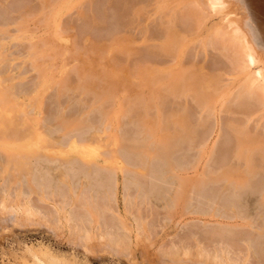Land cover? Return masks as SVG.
<instances>
[{"label":"rangeland","instance_id":"1","mask_svg":"<svg viewBox=\"0 0 264 264\" xmlns=\"http://www.w3.org/2000/svg\"><path fill=\"white\" fill-rule=\"evenodd\" d=\"M54 1H56V2L52 3L50 7H47L46 9H44L42 13H40V14L33 13V15L29 14L30 16L26 15L27 17L22 18L18 23H16L15 25H12V27L14 26L13 28L16 27L15 30L13 28H12L13 29L12 30L11 27H8L11 29V32L7 31V29L4 31L5 32L7 31L6 34L7 35L9 34L8 35L9 37L7 38L6 37L7 35L5 34V38L3 37L0 41L2 43V49H0V55H1L0 56L1 57L0 58V65H3L6 62L11 64L12 73L15 74V76H17L19 78V80L23 79V81H21V84L20 83L18 84L19 86H22L21 89L25 88V87L28 88L30 91L35 89L33 91L32 95H30V97H32V99L35 98L34 100L37 99V101H39L41 99L45 100V98H46L45 94H47V92L49 93V94H47L48 95L47 96L48 99L46 98L47 101L46 102L44 101L45 107L42 105V108L44 107L43 109L45 112L42 109L43 112L41 115H43V117L46 116V119L50 120L52 124L58 123L57 122L58 114H60L63 110L65 111L64 107H66L68 101L70 103H72V106H71L70 111H67V115H70L71 112H72V114H78L77 112L82 109V105L84 106V104L82 102H79L78 98H77V97H81L79 90L75 91V92L78 91L77 93L79 95L76 93V95H78V96H75V94H74L75 92L74 93L69 92L68 94H66L64 96L65 98H61V101L64 99L63 102H65L62 106H60L57 103L58 102V91L60 89L59 86L62 85L64 79H66L68 77V81H70V82L74 81L75 82L76 76L74 75V72H75L74 70L77 69V64L82 65V63H81L82 60L89 61L88 59H91L90 57L93 56V58H97L98 55L100 54V57H98L96 59V63L98 64L97 66L98 67H103V65L107 66V62H106L107 58L111 59L112 57L116 56L117 54L114 55L115 52L117 51V50H115V48L116 49L119 48L116 44L110 43L111 42L110 39L113 36H116L118 34H121L120 36H122L123 34L125 35L126 33H128V34H131L133 36L134 40L132 41V43H131L132 46L130 45L131 48L129 49L128 52H133V50L136 49L135 46H137V44H139L138 45V47H139L140 45H142L144 43L148 44V43H151L154 41V40H150L148 38L143 37L145 35H144V33L141 34L142 31L139 29L138 22L137 23L133 22L131 24V26L128 25V28L130 26V28L128 30L124 29L121 32L118 31V32L114 33L113 35H110L109 39H106L103 36L100 37L101 40L100 39H96V40L93 39L96 42L104 41V43H105L108 40H109V42H107L108 43L107 46H106V44L103 47L101 46L102 49L99 47L100 49L92 48V51H90V49L88 51L87 48H89L90 44H91L89 41L91 34L84 33L83 34L84 36L81 37V39H80L81 43L78 44L79 40L76 42V40L72 39V42H71V40L67 36V34L71 33V30L66 31L67 33L63 32V33H60L58 35L59 28L57 27L59 22H62L63 20H65L66 17L64 19H63V17L68 12H70L69 10H71V9H72V11L75 10V8H72L73 6L76 7V10H77L79 5L81 3H83L82 1H86V0H82V1H80V0H54ZM174 1L176 2V0H160V1H158L159 2L158 4L163 9L164 8L168 9V8L172 7L171 10L173 11L178 7V4H180V5L183 4L185 0L184 1L180 0V2H178L179 1L178 0L177 3H175ZM247 1L248 0H226L225 5H226V7L229 8L228 9L229 12L226 11V9H225V10H223L224 12L218 11L215 13H211L207 17L206 21H204L205 24H202L199 28H197V30H195V32L192 35H189L188 37H186V39L188 40L187 41L188 45H192L193 43H197V41H198V46L201 47V48L196 47L195 51L199 55L198 54L196 55L195 60H193V58L189 54V50L187 48L180 50L177 53V55L173 56V57H171L170 55L168 56L167 54H164L161 50L158 49L157 53L161 51V54H159L158 56H156V55H154L152 57L150 56L153 59H148L150 57H148L146 60H143L142 58H139V59L133 58V60L131 61V64H130V68H132L134 70V72H132L133 74L131 73L129 75L130 80L128 79L127 81H125L126 84L124 83V80H122L123 83H120L119 81H117L119 83H115V84H117V85H115V87L113 86V87L109 88L110 90L106 89L107 91L103 94V98L109 97V96L111 98V100H110V98H107V99H109L108 100L109 106L107 109V111L109 113L108 114L109 115L108 121L110 120L108 131L110 133H112V131H113V133H118V134H120L121 132H122V134L125 133L126 138H124L125 137V135H124L123 142H124V139H125V141L130 140V141L136 142V144L138 146H141V148L138 147L136 149L135 153L132 155V158H129L126 156L127 158H125V163H124L123 168L121 166L122 161L120 159H119L120 161L118 160L117 154L116 155L114 154V156H112L113 158L111 156L109 157L110 163H112L113 165L115 164L114 167H112V168H114L115 179H117V183L115 182V187H114L115 191L113 189V191L111 192V203H112L113 211L115 212L116 216L120 219L121 223H124V226L127 229L124 236H121V238L124 240V246L123 247H125V248L121 249V247L113 246V243H112L113 240L111 241V238L109 236L104 238L105 237L104 232H102L103 229L101 228V225L98 226L99 224H96L98 222L95 220V218L92 219V221L89 224V227H86L87 229L89 228L88 230L90 231V232H88V236H87L88 238L86 237V239H85L84 235H82V234H84V232H81V230L80 231L79 230H77V231L72 230V228H73L72 225H74V223H73V221L71 222V219L67 218V216H65V213H63V212H59L57 214L60 217V218H57L59 221L56 218H54L55 216H52V218L55 220V222H53V223L50 221L47 222L48 218L50 217L49 215L56 213L55 212V203L59 202L60 200L59 199L57 200V198L55 196L54 197L49 196L50 198H53V199H46L45 204H40L38 202V200L36 199V196L38 195V193H36L37 191L32 190L30 192V189H29L30 187L28 186V183H27L28 179L26 177V174H24V173L17 174L16 171L11 170L12 173L10 172L9 180L11 181L12 178L17 174V177L13 178L14 183H15V178L16 179L18 178L16 181H18L20 179V180H22L21 184L22 183H24V184H22L20 186V182H17L16 184L11 182L12 185L9 188L10 184L8 185V182H6L7 180L4 179V175L0 174V184L2 183L0 185V190H2L3 188H7V191L0 194V201L2 200L0 202V204H3V205H5V207H7L10 204L8 202V199L10 200L12 198L11 196L8 195L9 193H7V192H9L8 189L15 190L17 187L15 194H13V199L15 200L14 205L18 204L20 206L22 205L21 207H23L24 204L26 205V203H28V201H27L28 196L33 194L31 199H30V200H32L31 203L32 204L34 203L33 208H35V209L38 208V210L39 209L42 210L41 213H44V214L46 213V216L44 218H42L41 213L38 215L36 212L37 215L34 214L35 216L31 215L29 217V219H25L26 218L25 213H23L21 210H19V212H20L19 213L17 210L18 208L21 209V207H18L16 209V207L13 206L16 211L13 209L12 213H8V212H6V210L4 211L3 208H5V207L3 205H1L2 207L0 206V264H181L180 261H183L186 258H181V256L171 258L170 252L173 250V248H174L173 246H176V245L181 246V244H182L181 240L182 239H184V238L189 239V237L192 234H194V235L197 234L198 231L200 232V230L204 229L205 227L207 230L205 229L203 231H206L207 235L205 233H203L201 235H203L207 238V241L205 240L206 243H205V241H204V243L206 244V249H207V251L209 250L208 252L210 254L218 253L220 248H221L226 255H228L230 252V255H228V256H230L232 258L235 257V260L238 264H243V263L244 264H249V263L250 264H264V250H263V248H264V218H263V216H264V204L261 203V200H260L261 199L260 198L261 192L259 191V187H257L258 185H260L262 183L261 177L257 178L255 176L256 177L255 178L254 176H252V177L250 176L251 178L255 179V183L257 184V185L255 184V186L258 190L254 187L255 190L252 189V190H247V191L243 192L242 194L239 193V197L235 200L234 204L232 203L233 201H232L230 194H225L224 197H222L220 199H213V200L209 199L208 201L205 200L206 198L201 199L200 202L202 203V206H201L202 211L207 210L209 212H212V210L217 209L219 212H221L223 214L224 217H216V216H210V215L203 214V213L199 214V213L191 212L192 211V209H191L192 205L195 204V200H193V199H195V198L198 199V197H196L197 195L193 192L192 182L194 183L195 181H198L201 178H203L204 167L208 166L211 170H212V168L214 170L217 167L216 157H215V159L214 158L212 159L213 164H211L212 160L209 161L210 158L208 157L209 156L208 151L210 150L212 145L214 143H216V145H219V147L224 145V146H222L223 148H225V146L229 147L230 145L232 148H234L236 145L235 141L232 138L230 139V138H227L226 136L224 137V135H225L224 131H222V129H220L222 124H220L221 122L219 120L220 119L226 120V117L228 115L226 113H223V114L222 113L219 114V113H220V110L223 108L222 104L225 103L227 98L234 92L233 90L234 89L236 90V88L239 85V82H242L241 81L242 80L241 75H236V73H232V74L229 73V74L224 75L223 78H221L222 79L221 84L223 83L224 86L221 85L222 88H220L218 94H216L217 98L215 96L210 102V104L211 103L214 104L213 105L214 112H215V119L213 121L214 122V129H213V132H211V135L206 139V143L204 144V146L201 147L202 148V151H201L202 157H200V159H199L200 161L198 160L199 162L197 161L198 163L196 164L197 166L195 165V169L191 168V169H187L184 171L183 170H181V171L180 170H176V171L174 170V171H170V172L168 171L167 172V169L165 168L164 163H166V158L168 156L163 155L164 154L163 151H164L165 147H166V150L167 149L172 150L176 146L177 152L175 153L176 155H173L172 158H174V159H172V160L177 161L176 162L177 165H179V164L181 165L184 163H186V165H187L188 162H190L191 160H194L192 158H194L195 155L193 154L192 150L190 149L191 148V141L187 140V138H185L183 136V133L181 132L182 126H176L174 124V122L172 124V121H169L168 119L171 118V120H172L173 118H172V116L170 117V115L179 114V112L182 113V112L188 111V113L192 114L193 110L197 111L198 108H197L196 104L192 100H190V93H189L190 90L187 89V90L183 91L180 96L178 95L179 98L178 97L177 98H172V97L170 98L167 96V93L165 91H163V89L168 84L171 83V80H172L171 77L176 75L177 72L180 69H183L185 66H186L185 68H190L188 66H190L192 63L198 65L200 63L202 64V62H203V65L210 68V66L212 65L211 54L214 53V51L211 48H209L205 43L206 39H207L206 37H208L207 36L208 32L212 28L216 27L217 25L219 26L220 23H222V22L225 23L224 22V21H226L225 19H227V17L229 16V19L230 18H232V19L230 21L228 19L227 22H232L233 19L237 20V22H238L237 24L243 25L242 28H243V30L246 31L247 37L251 36L255 40V42H258V43H261L264 45V19H263L264 18V10L259 8L260 11L258 10L257 14H255V16H253L254 11L257 8L258 4L255 0H249L248 2ZM181 2H183V3H181ZM248 3H250V4H248ZM165 4L167 5V7L165 6ZM169 4H171V5L169 6ZM249 6H252V8L250 7L251 8L250 9ZM50 8H51V10H50ZM151 9L152 10L156 9V6L151 5ZM249 9H250V11H249ZM231 10H232L233 16H232V13H230ZM46 11H48V13H46ZM225 12L226 13L228 12L227 15ZM250 12L253 14H251ZM4 13H6V11L0 9V23H3L5 21V19H4L5 14ZM38 15L39 16L42 15L45 18H43L42 16L40 18ZM38 18H39V20H38ZM60 20H62V21H60ZM146 20H147L146 18L141 20L142 25L145 24ZM38 22H40V23H38ZM250 22H251V24H250ZM149 25H151V24H149ZM254 25L256 26V29H255ZM257 25H258V27H257ZM0 27L6 28L3 25H0ZM26 28H28V29H26ZM151 28L154 29L153 26H151ZM56 30H58V31H56ZM56 32H58V33L56 34ZM132 32H133V34H132ZM257 35H258V37H257ZM65 36H67V38ZM142 37L145 40H143ZM48 38H50V40ZM199 38H200V40H199ZM156 39L158 40L159 38H156ZM195 39H197L196 42H195ZM27 40L30 41V44L27 42ZM73 40H74V42H73ZM13 41H18L19 44H18V42L13 43ZM20 41H25L30 46L33 45V46H31L32 49H28L27 47H29V46H26V49H25V47L23 48ZM38 41H40V42H38ZM33 42H34V44H33ZM10 43H11V45H9ZM109 43H110V45H109ZM86 45L89 47H87ZM133 45H135V46H133ZM9 46H11V47H9ZM69 46H71V47H69ZM205 46H207L208 48ZM15 47H16V49H15ZM104 47H106L107 49H105ZM166 47L170 48L169 46H166ZM260 47L261 46H259V47L255 46V49L256 48L259 49ZM85 49H87V50H85ZM206 49H207V51H205ZM10 50H12L13 53L15 52L14 53L15 55H13V53L8 54L7 52H9ZM25 50H27V52ZM98 50L100 51L99 54H98V52H99ZM102 51H103V53H102ZM260 51L264 53V47L260 48ZM257 52L259 53L258 50H257ZM78 53H79V55L82 54L81 57H83V58L76 56V55H78ZM260 53H259V55H260ZM5 54H6V56L10 55V56H8L7 60H6L7 57L5 56ZM85 54H86V56H85ZM87 54L92 55V56L87 58ZM96 54H98V55L96 56ZM104 55L105 56L109 55V56L106 57V59H105ZM39 56H40V58H39ZM2 57H4V58H2ZM103 57L105 60L103 59ZM44 58H46V59L44 60ZM76 58H79L81 60V62L78 61L79 59L77 60ZM100 58H102V59H100ZM261 58H264V55L262 56V54H261ZM3 60L6 62H3ZM97 60H99V61L97 62ZM100 60H102L103 62ZM1 61H2V63H1ZM33 61H34V63H33ZM26 62H28V63H26ZM137 62H138V64H137ZM101 63H102V65H101ZM37 64H39V65H37ZM85 64H84V66H85ZM152 64H154V65H152ZM81 65H79L80 67L79 66L78 67L80 69H82L81 71L83 72V74H85L88 70H85V67L83 70V67ZM22 66L24 68L25 73L23 71V73L21 74ZM27 66H28V68H27ZM33 66H34V68L32 69L31 67H33ZM145 66H146V68H150V69L155 67L156 70L153 71L154 74H149V75H151V76H149L147 74L142 75V74H139L137 72L139 67H145ZM255 68L256 67L254 65L251 66L252 71L257 69V68L255 69ZM19 70H20V75L18 74ZM164 71H166V72H164ZM161 72H163L164 75ZM35 74L39 75L40 77L35 75ZM171 74H173V75H171ZM26 75L29 76V78H27ZM166 76H168V77H166ZM36 77L40 81H37ZM162 77H164V78H162ZM140 78H143V79H140ZM34 79L38 83V85H37V83L35 84V86H36L35 88L33 87L34 86L33 82H36ZM139 81H142V82H139ZM46 85H48V86H46ZM49 85L51 87H52V85H54L52 87L53 89H51V87L49 88ZM102 85L103 86L105 85V87L111 86V84L107 86V84H105V83H102ZM138 85H139V87H138ZM54 87H56V88H54ZM119 87H120V91L118 90ZM151 87H152V89H151ZM146 88L149 90H147ZM65 89H68V88H65ZM107 92H109V93H107ZM146 93L149 97L146 95ZM165 93H166V96H165ZM70 94L72 96H70ZM73 94H74V96H73ZM142 95H143V97H142ZM42 97H45V98H42ZM86 97L88 98V96H86ZM137 98L140 100H138ZM151 99H152V101H151ZM121 100H122V102H121ZM165 100H166V102H165ZM111 101H113V102H111ZM133 102L139 104V106H140L139 110L129 111L131 108H128V107L131 105V103L133 104ZM35 103L36 102L30 103V105L27 106V109L29 107H31V105H35ZM186 103L188 105L187 109H185L183 106ZM170 104H172V106H170ZM189 104H190V106H189ZM164 105H165V107H164ZM191 107H192V109H191ZM109 108H110V111H109ZM32 110H33V114H34L33 116H35L36 115L35 113H37V110H36V108H35V110L34 109H32ZM121 111L123 113H121ZM232 111L234 113H236L234 110H232ZM105 112H106V110H102V109L97 108V109H95V111L93 113L95 116L94 115L93 116L98 118L101 122V119H102L103 114ZM126 113L129 115V118H128V115H126L127 117L125 116ZM12 114L15 115V113H12ZM17 114H19V113H17ZM162 115H163V117H162ZM140 116L141 117L143 116L145 119H148L145 121V123L143 121L142 126H141L140 122H139L140 125L139 124H138L139 126L137 125V119H139ZM49 117H51V118H49ZM145 119L142 118V120H145ZM125 120L126 121L128 120L127 123ZM162 120H164V121H162ZM87 123H89V122H87ZM96 123L99 124V122H96ZM128 123H130V124H128ZM150 123H151V125H150ZM247 123H249V124L247 125ZM163 125H164V127H163ZM172 125H173V127H172ZM245 126L246 127L248 126V128L250 127L249 129L252 131L251 133H254L253 131L256 127L254 126V123L252 121L245 122L244 127ZM139 127H141V128H139ZM166 127H168V128H166ZM117 128L119 130H117ZM162 128H163V130H162ZM120 129H122V130H120ZM129 129L130 130L132 129V130L130 131ZM153 129H155V131ZM164 131H165V133H164ZM54 133H55L54 135L57 138L58 137L61 138L60 133H56V132H54ZM163 133H164V136H162ZM166 133H168V134H166ZM142 134H145V135H142ZM159 135L162 136V137L160 136V139H159ZM169 135H170V137H169ZM172 135L175 136L174 139H171ZM179 136H180V139L178 138ZM38 137H39V139L41 138V143H42V137H44V136L39 135V136H37V138ZM148 137H150V138H148ZM37 138H34V139L27 141L25 143V146L24 147L22 146L21 148L23 150L26 149V152L28 154H30V152L32 153L35 151H37V152L39 151L38 153L36 152L38 155L40 153H43L42 151H44L46 148L50 147V145L54 144L51 141H49V140L47 141V139H45L44 146H41V145L38 146L37 142H39L40 140L36 141ZM218 138L220 140L219 143H217L219 141ZM227 139H229V140H227ZM223 140H225V141H223ZM232 140H233L234 144L230 143V142H232ZM35 141H36V143L34 144ZM163 141L165 142L166 146L163 145ZM47 142H50L51 144L48 143L49 144V146H48ZM102 142L106 143V141L102 139V141H100L98 144V146L100 148H96V146L92 143V145L95 147L96 151H97V149H99L97 151L98 155L92 156L91 155L92 152H89V154H88L87 152L89 150L87 149V147L89 148L92 145H90V146L87 145L83 149L84 151H87V152H84V154H82L84 156H81V159L84 157L83 159L87 160L89 158V156L91 155V157H92L91 159H93V161L95 163L102 164L103 158H102L101 153L102 152L104 153L105 150L108 151V150L112 149L113 148L112 146H114V147L116 146V145H114L113 142H112V144H109V143H111L110 141L106 143L107 145L104 143H103L104 144L103 145ZM148 143H150V144L152 143L154 145H152V144L150 145ZM258 143L259 142L254 143L253 145L257 146L260 144V143L259 144ZM100 144L102 145V147ZM108 144H109L110 148H108ZM145 144H146V146H145ZM184 144H186V145H184ZM42 145H43V143H42ZM54 145H57V144L55 143ZM57 146H55V147L58 148L59 146L58 147ZM237 146H238V143H237ZM55 147L52 145V147L49 148L50 151L53 153V155L57 151V150L56 151L53 150V149H55ZM103 147H106L107 149L103 148ZM68 148L69 147H62L63 152L65 153V157H68V158L69 157H71V158L75 157V154L72 151L66 150ZM102 148H103V150H100ZM32 149H34L35 151H33ZM146 149L147 150L154 149V151H157L158 152L156 154L157 158H156V156H154L155 158H153L151 156L149 157L148 154L146 152H144V150H146ZM83 150H82V153H83ZM90 151H92V150H90ZM96 151H95V153H96ZM180 151H181V153H180ZM207 152H208V154H207ZM86 153H87V155H86ZM55 157H57V156H55ZM115 157H116V159H114ZM228 157H230V156H228ZM49 160L50 159L46 160L44 158H40L38 160L36 158L33 159L31 166L34 167L33 170L36 169L35 171H33V176L37 173H38L37 176L39 174L42 175V178L40 180L43 183L44 187L46 186L45 187L46 190L54 191V192H60L63 190L65 191V186L62 183H60V186L62 185L61 187H58L60 190L58 188H56L57 187L56 182H58L56 177L60 174L59 171H62L65 174H67L68 179L70 181H72V183L71 182L70 183L72 185H74L76 188L75 195H72V198H71L72 199L71 200L72 205H68V208L66 207L67 209L70 210L72 215L74 213L73 211L75 210L74 207H72V206L76 204L75 201L77 200V195H80L79 193H81L82 190L85 191L88 187H90V189H87V191H85V192H88L90 190L88 192L89 196H90L89 202H91V203L96 202L97 204L98 203L101 204V200H103L102 199V197H103L102 193L104 191V185L100 181V175L103 176L102 175L103 172L100 173V175L99 174L95 175V172L92 171L91 173H89L90 175L89 174L86 175L87 178H85L82 176V174H87V173L85 171L82 172L81 170H78L80 167H84V166H82L83 164H81L80 161H77V163L76 162L75 163H65L62 166H60L59 169L58 168L55 169L56 166L59 165L58 161H62V160H60V158L56 159L57 161H53V162H51V161L49 162ZM111 160H112V162H111ZM159 161H160V163H159ZM46 162H48V163H46ZM119 162L121 163V165L120 164L116 165V163H119ZM1 163H3V164H1ZM146 164H148V165H146ZM0 165H1L0 168L4 165V161H2V159H0ZM35 165H37V167ZM67 165H68V167H67ZM154 165H157V166H154ZM118 166L120 167V169ZM137 166L142 169L141 173H138V171L135 172ZM130 167L132 169H130ZM95 169H97V168H95ZM0 170H2V169H0ZM55 170H57V171H55ZM151 170H152V172H151ZM153 172L154 173L156 172L155 174L159 175V179H152L150 177L151 173H153ZM201 172H202V174H201ZM13 174H14V176H13ZM164 174L170 175L172 178H173V176H175V178H173V179H176L177 183L175 182L176 184H173V185L168 184L169 183V182H167L168 177L165 176L167 181L163 179V178H165ZM91 176H93V177H91ZM137 176H139V178ZM182 176H183V178H182ZM44 177L46 178L45 180H44ZM196 177H197V179H196ZM178 179H181V180H178ZM131 180L133 181V183ZM162 180H164L165 183L166 182L167 183L166 184L163 183ZM3 181H5V182H3ZM178 181H179V183H178ZM71 184L69 185V187L71 186ZM134 184H140V185L143 184L145 187H147V186L149 187L150 185H156L157 184V185H159L158 189H157L158 193L162 194L163 191L168 190L169 193H167V195L169 194L170 196L169 195L166 196V194H165L164 195L165 197L163 196L164 198L159 196L158 199H155L153 197H146L147 198L146 199L145 195H144V199L142 200L143 195H141L142 198H140L141 196L139 195L138 190L136 189ZM210 184L211 185L209 186V188L206 189V193L209 194V195L207 194L208 197H212L216 193L221 194L222 190L220 188H219L220 190H217V188H216V187H218L217 186L218 184H215V182L210 183ZM7 185H8V187H7ZM12 186H13V188H12ZM33 186L35 188L37 187L34 182L31 185L32 189L34 188ZM58 186H59V184H58ZM125 186L130 188L128 191H129V193L133 199L132 204L134 202L135 204H133V205H135V206H133L131 203L129 205H127L126 202H124L125 198L123 195L125 194L124 192H127L126 190L123 191L125 189ZM171 186H172V188H171ZM174 187H175V189H174ZM176 187H178L179 190ZM181 187H182V189H181ZM21 190H23V192H25L26 195L28 194V196L24 195L21 197L17 193V192H20ZM180 190H181V192H180ZM97 191H99V192H97ZM147 191H149V190H147ZM161 191H162V193H161ZM176 191L180 195L177 194ZM6 195H8V196H6ZM95 195H97V196H95ZM175 195L176 196L179 195V197L177 196V198H175ZM5 196L7 197V199ZM19 198H21V200L23 202H21L19 200ZM29 198H30V196H29ZM91 198H95V199H91ZM165 198H167V200ZM138 200H139V203H137ZM202 200H204V201H202ZM256 200H257V202H255ZM217 202H219V203H217ZM142 203H143V205H142ZM131 205L133 206V208ZM230 207H232L231 209L235 213L234 215H231V217H229V215L231 214V212H229ZM138 208L141 209V212L144 214L145 217L147 215H149L148 214L149 210H150V212L153 211L155 213V219L149 224L147 223L146 220L142 221L140 224H138L137 222H135V219H134V215H137ZM46 209L49 211H47ZM232 210H230V211H232ZM249 211H250V213H249ZM145 212H146V214H145ZM22 213H23V216H22ZM239 215L240 216H248L247 219H248L249 223L251 224L250 227H248V221L245 223V221L243 222V220L242 221L240 220V217H237ZM61 216H63V217H61ZM39 218L40 219L42 218L43 220L42 219L39 220ZM114 224H113V227L117 228V224L116 223H114ZM95 225H97V226H95ZM139 225H141V226H139ZM86 226H88V225H86ZM109 226L111 228H113L112 224H109ZM216 226H218L217 229H219L220 226H222L221 227L222 229L220 228L219 231L217 230L218 233H216L217 231L215 232ZM250 229H252V230H250ZM96 230H97V232H96ZM192 232H194V233H192ZM101 234H102V236H101ZM190 240H192V242H193V239H190ZM231 240H233V241H231ZM244 241H246V242H244ZM175 243H176V245H175ZM178 243H180V244H178ZM223 245H226V247H227L226 250H225V248L223 249ZM193 248L196 249V246ZM214 249H216V250H214ZM229 249H230V251H228ZM222 250H220V251L222 252ZM251 251L253 252V254ZM188 252H189V255H187V256L188 257L191 256L190 259L187 258L188 260H190L193 263H194L193 260H196V259L201 261L200 258H202V256L198 254L197 250L195 252H194V250H190ZM196 254H197V256H195ZM262 254H263V256H262ZM192 255L194 257H192ZM239 261H240V263H239ZM224 262L225 263L228 262V264H230V263L233 264L228 259L226 261L224 260ZM241 262H243V263H241ZM208 264H211V263L208 262Z\"/></svg>","mask_w":264,"mask_h":264},{"label":"bare ground","instance_id":"2","mask_svg":"<svg viewBox=\"0 0 264 264\" xmlns=\"http://www.w3.org/2000/svg\"><path fill=\"white\" fill-rule=\"evenodd\" d=\"M53 1L54 0H0V9L6 11V13H4L5 14V16H4L5 21L3 23H0V25H3L4 27H6V28L0 27V41L3 37L5 38V34L7 31L11 32V29L14 27V26L12 27V25H15L16 23H18L22 18L30 16L31 14L33 15V13H37V14L42 13L44 9H46L47 7H50L52 3L56 2V1H54V2ZM80 1H82V0H80ZM158 1H160V0H86V1H82L83 3H81L79 5V7L77 6L78 7L77 10H76V7L73 6L72 8H75V10L72 11V9H71V10H69L70 12H68L66 15H64L63 19L65 17L66 18L63 21L60 20L62 22L58 23L57 27L59 28V31L58 30H56V31H58L59 33L56 32V34L58 33V35H59L60 33H63V32L67 33L66 31L71 30V33L67 34V36L69 37L71 42H72V39L76 40V42L78 40L80 41L81 37L84 36L83 35L84 33L91 34L90 39L87 37L91 43L90 47L86 45L87 47H89V48H87L88 51H89V49H90V51H92V48L100 49L101 46L103 47L105 44L107 46L108 45L107 42H109V40L106 41L105 43H104V41L96 42L93 39H95V40L100 39L101 40L100 37H102V36L106 39H109L110 35H113L114 33L118 32V31L121 32L124 29L128 30L133 22H136V23L138 22L139 29L142 31L141 34L144 33V35H145L143 37L148 38L150 40H154V41L151 43L147 42L148 44H146V43L142 44L141 43L142 45H140L139 47H138L139 44H137V46L133 45V46H135L136 49H134L133 52H128L132 46L131 43L134 40L133 36L131 34H128V33H126L125 35L123 34L122 36H120L121 34L113 36L110 39V41H111L110 43H114L119 47V48L117 47L118 49L115 48V50H117V51L115 52L114 55H116V54L117 55L112 57L111 59L107 58V61H106L107 66L103 65V67H98L97 66L98 64L96 63V59L98 57H100V54H99L100 51L99 50H98L99 55L96 54V56L98 55L97 58H93L92 55H89L90 53L87 54V58L92 56V57H90L92 60L91 59H88L89 61L82 60V62H81V60L79 58H76L77 60L79 59L78 61H80L82 63V65L77 64V69L75 68L76 70H74L75 71L74 75L76 76L75 82L74 81L73 82L68 81V77L66 79H64L62 85L59 86L60 89L58 88L59 91H58V102L57 103L60 106H62L65 102H63L64 99L61 101V98H65L64 96L66 94H68L69 92L74 93L76 90H79L81 97H77V98H78L79 102H82L84 104V106L82 105V109L77 112L78 114H72V112H71L70 115H67V111H70L71 106H72V103H70L68 101L67 105L65 104L66 107H64L65 111L63 110L60 114H58V118H57L58 123H56V124H52L50 120L46 119V116L43 117V115H41L42 112L44 111L43 108L45 107L44 101L45 102L47 101V99H48L47 94H49V93L47 92V94H45L46 96L44 95L47 99L45 97H42V98H45V100L41 99V100L37 101V99L34 100L35 98L32 99V97H30V95H32V93L35 89L32 91H30L26 87L21 89L22 86H19L18 84L19 83L21 84V81H23V79L19 80V78L17 76H15V74L12 73L11 64L3 60V62H6V63H4L3 65H0V159H2V161H4V165L0 168V169H2V170H0V174H3L4 179L7 180L6 182H8V185L10 184L9 188L12 185V183H14L13 178L17 177V174H22V173L26 174V177L28 179L27 183H28V186L30 187L29 188L30 192L32 190L37 191L36 193H38V195L36 196V199L38 200V202L40 204H45L46 199H53L50 197H54V196L57 198V200L58 199L60 200L59 202L55 203V212L56 213L49 215L50 217L48 218L47 222L48 221H50L52 223L55 222V220L52 218V216H55L54 218H56V219L60 218L57 214L59 212H63V213H65V216H67V218L71 219V222L73 221L74 225L71 224L73 226L72 230L73 231H77V230L80 231L81 230V232H84V234H82V235H84V237L86 239V237L88 236V232H90L88 230L89 228L87 229L86 227H89L90 222L92 221L93 218H95V220L98 222L96 224H99L98 226L101 225V228L104 230V231L102 230V232H104V236H105L104 238L109 236L111 238V241L113 240L112 241L113 246L121 247V249L125 248V247H123L124 246V240L121 238V236H124L127 229L124 226V223L120 222V219L116 216L115 212L113 211V207H112V203H111V192L113 191V189L115 191L114 187H115V182L117 183V179H115L114 168H112V167H114L115 164L113 165L112 163H110L109 157L110 156L112 157V156H114V154L115 155L117 154L118 160L120 159L122 161V165L120 162L116 163V165L120 164L123 168L124 163H125V158H127V157L132 158V155L135 153L136 149L138 147L141 148V146H138L136 144V142H133L130 140L125 141V139H124V142H123L124 135H125L124 138H126L125 133L122 134V132H121L120 134H118V133H113V131H112V133H110L108 131L110 120L108 121V118H109L108 114L109 113H108L107 109L109 106V101H108L109 99H107V98H110V96L103 98V94L107 90H110L109 88H111L113 86L115 87V85H117L115 83H119V82L123 83L122 80H124V83L126 84L125 81H127L129 79V75L132 72H134V70L132 68H130V64H131V61L133 60V58H137V59L142 58L143 60H146L150 56L151 57L154 55L158 56L159 54H161V51L164 54H167L168 56L170 55L171 57H173V56H176L180 50L187 48L189 50V54L192 56L193 60H195L196 55L198 54L195 51L196 47H198V48H201V47L198 46V41H197V43L192 42L193 43V44L191 43L192 45H188L187 44L188 40L186 39V37H188L189 35H192L195 32V30H197V28H199L202 24H205L204 21H206L207 17L211 13L223 11L225 9H226V11L229 12V10H228L229 8L226 7V5H225L226 0H204V1L203 0L202 1L201 0H185V1L183 0L184 3L181 2L183 4H181V5L178 4V7L176 9L174 8L175 10H173V11L171 10L172 7L168 8V9L161 8L158 4L159 3ZM177 1L178 0H176V2L175 1L174 2L177 3ZM255 1L257 2L258 6L254 11L253 16H255V14H257L259 8L264 10V0H255ZM178 2H180V0ZM171 4H169V6ZM248 4H250V3H248ZM151 5H155L156 9L152 10L153 8L151 9ZM165 6L167 7L166 4H165ZM250 7L252 8V6H249V8ZM250 9H249V11H250ZM50 10H51V8H50ZM46 13H48V11H46ZM227 13H226V15H227ZM230 13H232V10ZM251 14H253V13H251ZM41 16L42 15H40L39 17L41 18ZM232 16H233V13H232ZM43 18H45V17H43ZM144 18H146L147 20L145 21V24L142 25L141 20ZM228 19H229V16L227 17V19H225L226 20V21H224L225 23L222 22L219 24V26L217 25L216 27L212 28L208 32V35H207L208 37H206L207 38L206 42L204 41L206 43V45L214 51V53L211 54L212 65L210 66V68L203 65V62H202V64L200 63L198 65L192 63L190 66H188L190 68H185L186 66L183 69L179 68L180 70L177 72V74L171 77V79H172L171 83L168 84L163 89V91H165L167 93V96L170 98L171 97L177 98L178 95L180 96L183 91H185L187 89L190 90L189 91L190 100H192L198 108L197 111L193 110L192 114L188 113V111L186 110L187 112H182V113L179 112V114L170 115V117L172 116V118H173L172 120H171V118L170 119L167 118L169 121H172V124L174 122V124L176 126H182L181 132L183 133V136L185 138H187V140L191 141V148L190 149L192 150V152L195 156H194V158H192L194 160L190 161L192 164L190 162H188L187 165H186V163L181 164V165L180 164L177 165L176 164L177 161L174 160L175 161L174 162L172 160V159H174V158H172L173 155H176L175 153L177 152L176 146L172 150H169V149L166 150V147H165L164 151H163V153H164L163 155L168 156V157L166 158V163H164V166L167 169V172L168 171L169 172L174 171V170L175 171L176 170H180V171L183 170L184 171V170L191 169V168L195 169V165L200 161L199 160L200 157H202V153H201L202 148L201 147L204 146V144L206 143V139L211 135V132H213V129H214V122L213 121L215 119V112H214V107H213L214 104H212V103L210 104V102L216 96V94H218L220 88H222L221 85L224 86L223 83L221 84V80H222L221 78H223L224 75L229 74V73L230 74L236 73V75H241V79H242L241 81L242 82H239V85L236 88V90L234 89L233 90L234 92L227 98V100L225 99L226 100L225 103L222 104L223 108L221 110L219 109L220 110L219 114L226 113L228 115L226 117V120H223V119L219 120L221 122L220 124H222L220 129H222V131H224V134H225V135L223 134L224 137L226 136L227 138H230V139L232 138L235 141V143H236L235 147L236 148L235 147L232 148L231 145L229 147L225 146V148H223L222 146H224V145H222L221 146L222 148H221V147H219V145H216V143H214L212 145V147L210 148V150L208 151L209 154H208V152H207V154L209 155L208 157L210 158L209 161H211L213 158L215 159V157H216L217 167L214 170H213V168L211 170L208 166L204 167L203 178H201V179L199 178L200 180L195 181L194 183L192 182L193 192L197 195V196L196 195L195 196L198 197V199L197 198L193 199V200H195V204L192 205V208H191L192 211L191 212L199 213V214L203 213V214H207L210 216H216V217H224V216L217 209L212 210V212H209L207 210L202 211V208H201L202 203L200 202L201 199L206 198L205 200H207V201L209 199L210 200L220 199V198L224 197L225 194H230L232 201H233V202L232 201L231 202L234 204L235 200L239 197V193L242 194L243 192H245L247 190H252V189L255 190V188H256L255 184L256 183H255V179L251 178L252 176H254V177L256 176L257 178L261 177L262 183L260 185H258L257 187H259V191L261 192V194H260L261 203L264 204V139H263L264 138V134H263L264 133V58H261V54L263 56L264 53L260 51V48L264 47V45L261 43L255 42V40L251 36L247 37L246 31L243 30V28H242L243 25L237 24L238 23L237 20L233 19V21L235 20L236 22L235 21L234 22L233 21L227 22ZM231 19L232 18H230L229 21ZM38 20H39V18H38ZM38 23H40V22H38ZM149 24H151V25H149ZM250 24H251V22H250ZM128 25H130L129 28H128ZM151 26H153L154 29H152ZM8 27H11V29ZM257 27H258V25H257ZM15 28H13V29L15 30ZM6 29H7V31L5 32L4 30H6ZM26 29H28V28H26ZM255 29H256V26H255ZM132 34H133V32H132ZM8 35L6 36L7 38L9 37ZM67 36H65V37L67 38ZM257 37H258V35H257ZM156 38H159V39L157 40ZM48 39L50 40V38H48ZM74 40H73V42H74ZM143 40H145V39L143 38ZM196 40L197 39H195V42H196ZM199 40H200V38H199ZM79 41H78V44L81 43V41L80 42ZM14 42L17 43L18 41H13V43ZM20 42H21L23 48L25 47V49H26V46H29L27 48L32 49L31 46H33V45H31V46L28 45V43L30 44V41L27 40L28 43H26L25 41H20ZM38 42H40V41H38ZM110 43H109V45H110ZM18 44H19V42H18ZM33 44H34V42H33ZM9 45H11V43ZM166 46H169L170 48H167ZM207 46H205V47H207ZM255 46L256 47L261 46V47L259 49H257V48L255 49ZM9 47H11V46H9ZM69 47H71V46H69ZM104 48L107 49L106 47H104ZM0 49H2V43L1 42H0ZM15 49H16V47H15ZM87 49H85V50H87ZM158 49L161 51L157 53ZM257 50L259 51V53L261 52L260 55L257 52ZM25 51L27 52V50H25ZM205 51H207V49ZM7 53L12 54L13 51L10 50ZM14 53H13V55H15ZM102 53H103V51H102ZM81 55H79V53H78V55H76V56L83 58V57H81ZM5 56H6V54H5ZM8 56H10V55H8ZM8 56H6L7 57L6 60L8 59ZM85 56H86V54H85ZM108 56L104 55L105 59ZM104 57H103V59H104ZM151 57L148 59H153ZM2 58H4V57H2ZM39 58H40V56H39ZM45 59L46 58H44V60ZM100 59H102V58H100ZM98 61L99 60H97V62ZM100 61H102V60H100ZM1 63H2V61H1ZM26 63H28V62H26ZM33 63H34V61H33ZM39 64H37V65H39ZM84 64H85V66H84ZM137 64H138V62H137ZM79 65H81L83 67V70L85 67V70H88L89 72L87 71L85 74H83V72L81 71L82 69L79 68L80 67ZM101 65H102V63H101ZM152 65H154V64H152ZM253 65L257 69L255 68L256 70L252 71L251 66H253ZM34 66L31 68L33 69ZM27 68H28V66H27ZM20 70L18 73L19 75H20ZM155 70H156L155 67L150 69V68H146V66H145V67H139L137 72L139 74H142V75H144V74L149 75V74H154L153 71H155ZM23 71H24V68L22 66L21 74L23 73ZM164 72H166V71H164ZM24 73H25V71H24ZM161 73H163V72H161ZM37 74H35V75H37ZM163 75H164V73H163ZM171 75H173V74H171ZM37 76H39V75H37ZM149 76H151V75H149ZM166 77H168V76H166ZM27 78H29V76H27ZM162 78H164V77H162ZM36 79H37V77H36ZM140 79H143V78H140ZM37 81H40V80L37 79ZM37 81L33 82L34 88L36 87L35 84L37 83ZM117 81H119V82H117ZM139 82H142V81H139ZM102 83L107 84V86L111 84V86L105 87V85L103 86ZM37 85H38V83H37ZM50 85H49V88L51 87ZM46 86H48V85H46ZM53 86L54 85H52V87ZM52 87H51V89H53ZM138 87H139V85H138ZM54 88H56V87H54ZM65 88H68V89H65ZM151 89H152V87H151ZM118 90L120 91V87L118 88ZM147 90H149V89H147ZM77 92L74 93L75 96L79 95ZM76 93L78 95H76ZM107 93H109V92H107ZM166 93H165V96H166ZM74 94H73V96H74ZM146 95H147V93H146ZM70 96H72V95L70 94ZM86 96H88V98ZM142 97H143V95H142ZM216 98H217V96H216ZM110 100H111V98H110ZM138 100H140V99H138ZM151 101H152V99H151ZM34 102H36L35 105H31V107H29L27 109V106L30 105V103H34ZM111 102H113V101H111ZM121 102H122V100H121ZM165 102H166V100H165ZM42 105L44 106L43 108H42ZM170 106H172V104H170ZM183 106L185 109H187V107H188L187 103L184 104ZM189 106H190V104H189ZM139 107L140 106L138 103L133 102V104L131 103V105L128 108H131L129 111H133V110L136 111V110H139ZM164 107H165V105H164ZM35 108L37 110V113H35L36 115L33 116L34 114H33L32 109L35 110ZM97 108L102 109V110H106V112L103 114L101 122L98 118L94 117L95 115L93 114L95 109H97ZM42 109H43V111H42ZM191 109H192V107H191ZM232 110H234L236 113H234ZM109 111H110V108H109ZM12 113H15V115ZM17 113H19V114H17ZM121 113H123V112L121 111ZM126 115H128V114L126 113L125 116ZM162 117H163V115H162ZM49 118H51V117H49ZM128 118H129V115H128ZM142 118L145 119L143 116L142 117L140 116V118L137 119V125L140 122V124L142 126L143 121L145 123V121L148 120V119L142 120ZM127 121H126V123H127ZM162 121H164V120H162ZM247 121H249V122L252 121L254 123V126L256 127L253 131L254 133H251L252 131L249 129L250 127L249 128H248V126L244 127L245 122H247ZM87 122H89V123H87ZM96 122H99V124ZM128 124H130V123H128ZM248 124L249 123H247V125ZM150 125H151V123H150ZM163 127H164V125H163ZM172 127H173V125H172ZM139 128H141V127H139ZM166 128H168V127H166ZM117 130H119V129L117 128ZM120 130H122V129H120ZM153 130L155 131V129H153ZM162 130H163V128H162ZM54 132L60 133L62 139L59 137L57 138L54 135L55 134ZM164 133H165V131H164ZM164 133L162 136H164ZM166 134H168V133H166ZM39 135L40 136L43 135L45 137V138L42 137L43 145L41 143V138L40 139H39V137L37 138V136H39ZM142 135H145V134H142ZM160 136L161 135H159V139H160ZM169 137H170V135H169ZM34 138H37L36 141L40 140L39 142H37L38 146L39 145L44 146L45 139H47V141L48 140L51 141L54 144L56 143L59 147L57 145L52 144L54 147L55 146L58 147V148L55 147V149H53V148L52 149L55 151L57 150L56 151L57 153L55 152L53 155V153L49 149L52 147V145H50V147H48L44 151H42L43 153H40L37 155V153L39 151L37 152L34 149H32L35 152H32V153L30 152V154H28L26 152V149L23 150L21 147L22 146L24 147L25 143L27 141L34 139ZM148 138H150V137H148ZM174 138H175V136L172 135L171 139H174ZM178 138L180 139V136ZM102 139L105 140L106 143L110 141L111 143H109V144H112V142H113L114 145H116V146L114 147L111 145L113 147V148L111 147L112 149H110L108 151L105 150L104 153L102 152L101 154H102V158H103V163L97 164L93 161V159H91L92 158L91 155L92 156L98 155L97 151L99 149H97V151H96V149L92 145V143L96 146V148H100L98 146V144L100 141H102ZM218 140H219V138H218ZM227 140H229V139H227ZM233 140L230 143L234 144ZM36 141L34 142V144L36 143ZM223 141H225V140H223ZM219 142H220V140L217 143H219ZM257 142H259L260 144L258 143L259 145H257V146L253 145L254 143H257ZM48 143H50V142H47V144ZM103 143L106 144L105 142H102V144ZM237 143H238V146H237ZM109 144H108V148H110ZM148 144H150V143H148ZM186 144H184V145H186ZM87 145L93 146V147L91 146L89 148L87 147V149L89 150L88 152L83 150ZM152 145H154V144H152ZM163 145H165L164 141H163ZM48 146H49V144H48ZM145 146H146V144H145ZM62 147H69L66 150L72 151L75 154V157H72V158L71 157H69V158L65 157V153L63 152ZM101 147H102V145H101ZM106 147H103V148H106ZM92 148L96 151L97 154L95 153V151ZM103 148L100 150H103ZM82 150H83V153H82ZM90 150H92V151H90ZM84 152H87L88 154H89V152H92V153L94 152V153L93 154L91 153L89 158L87 157L88 158L87 159L88 161H87V160L83 159L84 157L81 159V156H84V155H82V154H84ZM144 152H146L149 157L151 156L153 158H155L154 156H156V154L158 153L157 151H154V149H151V150L146 149V150H144ZM87 153H86V155H87ZM180 153H181V151H180ZM55 156H57V157H55ZM228 156H230V157H228ZM35 158L37 160L40 158H44L46 160L50 159L49 162L50 161L51 162L57 161L56 159L60 158V160H62V161H58L59 165H57L55 169H57V168L59 169L60 166H62L65 163H75V162L77 163V161H80L81 164H83L82 166H84V167H80L78 170H81L82 172L85 171L87 173V174H82V176L85 178H87L86 175H88L92 171L95 172V175H98V174L100 175V173L103 172V174H102L103 176L100 175V181L104 185V191L102 190L103 191L102 199L104 201L101 200V204L98 203L99 205L96 202L95 203L89 202L90 196H89L88 192L90 190L88 192H85V191H87V189H90V187H88L85 191L82 190V192L79 193L80 195H77V200L75 201L76 204L72 206L75 209L73 211L74 213L72 215L70 210L67 209L68 205H72V203H71L72 199L71 198H72V195H75V191H76L75 186L71 184L72 181H70L68 179L67 174H65L62 171H59L60 174L56 177V179L58 180L59 183L56 182V186H57L56 188L61 187L62 185L60 186V183H62L65 186V191L63 190L60 192H54V191L46 190L45 189L46 186L44 187L43 183L40 180L42 178V175L39 174L37 176V174H38L37 173L33 176V171H35L36 169L33 170L34 167H32L31 165H32V160ZM156 158H157V156H156ZM114 159H116V157ZM111 162H112V160H111ZM211 162H212L211 164H213V160ZM46 163H48V162H46ZM159 163H160V161H159ZM1 164H3V163H1ZM146 165H148V164H146ZM35 166L37 167V165H35ZM154 166H157V165H154ZM67 167H68V165H67ZM95 168H97V169H95ZM119 169H120V167H119ZM130 169H132V168L130 167ZM11 170L16 171L17 174L15 176L13 174L14 177L10 181L9 176H10ZM152 170H151V172H152ZM55 171H57V170H55ZM137 171H138V173H141L142 169L137 166L135 172H137ZM155 173L154 172L151 173L150 177L152 179H159V175H157ZM201 174H202V172H201ZM165 176L168 177L167 178L168 181L166 180ZM169 176L170 175L164 174L165 178H163V179L166 180L167 182H169L168 184H171V185L176 184L177 183L176 179H173V178H175V176H173V178L171 176L170 177ZM91 177H93V176H91ZM137 177L139 178V176H137ZM182 178H183V176H182ZM17 179L15 178L14 184H16L17 182H20V186L22 184H24V183L21 184L22 180H20V179L18 181H16ZM45 179L46 178L44 177V180ZM181 179H178V180H181ZM196 179H197V177H196ZM164 180H162L163 183H165ZM3 182H5V181H3ZM33 182L36 184L37 187L35 188L33 186L34 188L32 189L31 185ZM213 182H215V184H218L217 185L218 187H216L217 190L221 189L222 191H221V194L216 193L212 197H208L207 196L208 193H206V189L209 188V186L211 185L210 183H213ZM57 183L59 184V186ZM132 183H133V181H132ZM178 183H179V181H178ZM70 184H71V186L69 187ZM8 185H7V187H8ZM134 186L138 190L139 195L140 196L143 195V198H142V196L140 197V198H142V200L144 199V195H145V198L146 197H153L155 199H158L159 196L163 197L165 194H166V196L169 195V194L167 195V193H169L168 190L163 191V193L161 191L162 194L158 193L157 189H158L159 185H157V184L156 185H150L149 187L148 186L145 187L143 184H141V185L140 184H134ZM12 188H13V186H12ZM171 188H172V186H171ZM176 188H178V187H176ZM16 189H17V187H16ZM16 189L15 190L8 189L9 192H7V193H9L8 195L11 196L12 198L10 197L11 199L10 200L8 199V202L10 204L8 203L9 205L7 207H5V205H3V204H0V206L3 205L5 207L3 209H4V211L6 210V212H8V213H12L13 212L12 210L14 209V207H16V209H17L18 207L22 206V205L20 206L18 204L14 205L15 200L13 199V194H15ZM129 189L130 188L125 186V189L123 190V191H125V190L127 191V192H124L125 194L123 193L124 194L123 196L125 198L124 202H126L127 205H129L130 203L132 204V201H133V199H132V197L128 191ZM174 189H175V187H174ZM181 189H182V187H181ZM147 190H149V191H147ZM178 190H179V188H178ZM5 191H7V188H3L2 190H0V194L4 193ZM97 192H99V191H97ZM180 192H181V190H180ZM17 193L21 197L26 195V193L23 192V190H21L20 192H17ZM177 194H179V193L177 192ZM8 195H6V196H8ZM32 195L33 194L29 195L30 196V198H29V196L27 194L26 196H28V199H27L28 203H26V205L24 204V206L21 207V209H19V208L17 209L18 212H19V210H21L23 213H25V215H26L25 219H29V217L31 215L36 214V212L39 215L42 211L40 209L38 210V208L37 209L33 208L34 203L32 204L31 203L32 200H30ZM179 195H177V196L179 197ZM95 196H97V195H95ZM177 196L175 195V198H177ZM6 199H7V197H6ZM91 199H95V198H91ZM165 199L167 200V198H165ZM19 200L21 202H23L21 200V198H19ZM139 200L137 201V203H139ZM202 201H204V200H202ZM255 202H257V200ZM217 203H219V202H217ZM133 204H135V203L133 202ZM142 205H143V203H142ZM133 206H135V205H133ZM133 206H132V208H133ZM231 208L232 207H230L229 209L232 210ZM230 210H229V212H231V214L229 215V217H231V215L235 214L233 210L232 211H230ZM47 211H49V210H47ZM148 212H149L148 213L149 215H147L145 217L144 214L141 212V209L138 208L137 215H134L135 222L140 224L142 221L146 220L148 224L151 223L155 219V213L153 211L150 212V210ZM23 213H22V216H23ZM249 213H250V211H249ZM145 214H146V212H145ZM45 216H46V213L45 214L41 213L42 218H44ZM61 217H63V216H61ZM237 217H240V220L241 221L243 220V222L245 221V223L248 221V219H247L248 216H240L239 215ZM263 218H264V216H263ZM41 219L39 218V220H41ZM114 223L117 224V228L113 227ZM109 224H112V227L114 229L111 228L110 227L111 225L109 226ZM86 225H88V226H86ZM250 225L251 224L248 221V227H250ZM95 226H97V225H95ZM139 226H141V225H139ZM218 226H216V230L214 229L215 232L217 230L219 231V229L222 227V226H220V228L217 229ZM205 229H206V227L204 229H201L200 232L198 231L197 234H195V235L192 234L190 236L191 238L189 237V239H185L183 237L184 239L181 240L182 241L181 246H178L175 243L176 246H173L174 248L172 251L170 250L171 251L170 252L171 258L172 257H179V256H181V258H186L185 260L180 261L181 264H208V262H210L211 264H228V262L227 263L224 262V260L226 261L227 259L230 260L233 264H236L237 262L235 260V257L233 256L234 258H232V257L228 256V255H230V252L228 255H226L221 248H220V250H222V252L219 250V252L216 254H210L208 252L209 250L207 251L206 244H205L207 241V238L205 236L201 235L203 233H205L207 235V232L203 231ZM250 230H252V229H250ZM218 231L216 233H218ZM96 232H97V230H96ZM192 233H194V232H192ZM101 236H102V234H101ZM190 239H193V242ZM204 241H205V243H204ZM231 241H233V240H231ZM244 242H246V241H244ZM178 244H180V243H178ZM195 246H196V249L193 248ZM224 248H225V250L227 249L226 245H223V249ZM190 250H194V252L197 250L198 254L202 256V258H200L201 261L196 259V260H193L194 261V263H193L190 260H188L187 258L190 259V257H191V256H189V257L187 256V255H189L188 251H190ZM214 250H216V249H214ZM263 250H264V248H263ZM228 251H230V249ZM252 254H253V252H252ZM195 256H197V254ZM262 256H263V254H262ZM192 257H194V256L192 255ZM239 263H240V261H239ZM241 263H243V262H241Z\"/></svg>","mask_w":264,"mask_h":264}]
</instances>
